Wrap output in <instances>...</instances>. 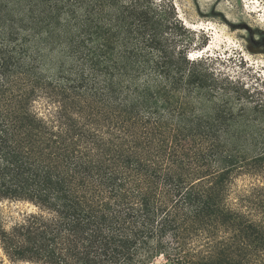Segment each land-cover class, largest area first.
I'll list each match as a JSON object with an SVG mask.
<instances>
[{
    "label": "trees",
    "instance_id": "trees-1",
    "mask_svg": "<svg viewBox=\"0 0 264 264\" xmlns=\"http://www.w3.org/2000/svg\"><path fill=\"white\" fill-rule=\"evenodd\" d=\"M180 30L168 1L0 0V202L31 208L0 215L9 261L264 264V147L225 144L240 89Z\"/></svg>",
    "mask_w": 264,
    "mask_h": 264
},
{
    "label": "rangeland",
    "instance_id": "rangeland-1",
    "mask_svg": "<svg viewBox=\"0 0 264 264\" xmlns=\"http://www.w3.org/2000/svg\"><path fill=\"white\" fill-rule=\"evenodd\" d=\"M155 1H168L174 6L182 26L178 32V46L187 49L188 58L203 59L225 87L237 85L240 89L239 96L229 89L219 91L216 102L231 109L235 117L231 129L235 137L225 140V144L249 150L246 155L251 157L264 147V114L261 111L264 106V0ZM187 24L197 25V28L190 29ZM255 148L258 149L253 150ZM259 179L241 177L235 182L234 191L248 189ZM28 211L31 208L27 205L0 202V215L6 227ZM0 259L4 264H33L9 261L1 247ZM152 264L169 263L164 257H158Z\"/></svg>",
    "mask_w": 264,
    "mask_h": 264
},
{
    "label": "bare ground",
    "instance_id": "bare-ground-1",
    "mask_svg": "<svg viewBox=\"0 0 264 264\" xmlns=\"http://www.w3.org/2000/svg\"><path fill=\"white\" fill-rule=\"evenodd\" d=\"M188 28H190V29H194V28H197V25H186ZM201 52V51H200Z\"/></svg>",
    "mask_w": 264,
    "mask_h": 264
}]
</instances>
